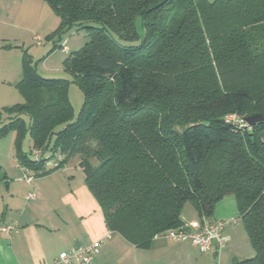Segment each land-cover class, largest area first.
<instances>
[{
    "label": "trees",
    "instance_id": "trees-1",
    "mask_svg": "<svg viewBox=\"0 0 264 264\" xmlns=\"http://www.w3.org/2000/svg\"><path fill=\"white\" fill-rule=\"evenodd\" d=\"M43 1L59 19L47 39L87 32L62 66L84 102L74 117L69 82L40 77L24 51V104L0 112L18 165L43 177L77 156L107 232L139 248L180 227L185 204L210 219L233 195L254 256L231 264H264V122L225 120L264 117V0ZM26 135L39 159L22 151Z\"/></svg>",
    "mask_w": 264,
    "mask_h": 264
},
{
    "label": "crops",
    "instance_id": "crops-1",
    "mask_svg": "<svg viewBox=\"0 0 264 264\" xmlns=\"http://www.w3.org/2000/svg\"><path fill=\"white\" fill-rule=\"evenodd\" d=\"M58 25L59 19L43 0H0L2 91L21 80L24 41L47 37ZM76 159L73 165L67 163L43 177L22 170L15 158L0 164L5 173L4 180L0 177V226L15 227L10 234L0 232V264H62L58 260L61 253L95 241L102 243L92 264H231L254 256L249 240L247 243L236 234L234 207L237 213L238 209L235 197L232 201L229 196L216 204L210 219H202L196 212V225L204 220L225 222L223 235L228 241L221 249L214 245L202 254L188 242L165 237H153L148 247L139 248L119 234L107 232L102 211L88 191ZM30 193L35 197L26 200Z\"/></svg>",
    "mask_w": 264,
    "mask_h": 264
},
{
    "label": "rangeland",
    "instance_id": "rangeland-1",
    "mask_svg": "<svg viewBox=\"0 0 264 264\" xmlns=\"http://www.w3.org/2000/svg\"><path fill=\"white\" fill-rule=\"evenodd\" d=\"M208 1L212 2L213 0ZM135 25L138 35L142 38L144 36V30L141 26L140 18L135 20ZM88 39L86 30L77 31L76 29H71L64 30L60 36L54 35L51 39L43 37L37 41L39 44L35 41L33 42L31 39L25 40V44H23L22 48V50L27 51L28 55L31 57L32 63L36 65V72L40 77L44 79H62L69 82L67 85V96L72 107L74 117H77L81 110L84 102V95L72 82L71 75L65 71L62 66L63 62L70 54L79 51L89 42ZM123 44L128 43L123 42ZM22 103L24 104V99L21 97L16 86L9 87L7 89L5 88L3 91L0 89V109L4 106L11 107ZM2 110H0V112H2ZM2 116L4 119L6 115L2 112ZM24 119L27 121L26 117H24ZM14 139L15 133H9L7 136L0 139V164L12 162L15 158V148L13 146ZM21 147L22 151L29 155L28 158L36 160L34 151H32V140L28 135L25 136ZM48 156V153H45L43 158L46 159ZM76 158L78 157L76 156L71 158L67 163L69 165H73L76 163ZM3 175H5V173L0 170V177L2 178ZM226 196H229L232 201L234 200L233 195ZM234 211L235 215L233 217L237 220V224L234 226L236 234H239L241 239H245V242L248 243L247 235L242 227L235 207ZM196 215V210L190 203L184 205L181 216H183V219L187 222V224H197L198 219ZM249 244L250 243H248V246ZM251 248L252 247L250 245L249 249L251 252H254Z\"/></svg>",
    "mask_w": 264,
    "mask_h": 264
},
{
    "label": "built area",
    "instance_id": "built-area-1",
    "mask_svg": "<svg viewBox=\"0 0 264 264\" xmlns=\"http://www.w3.org/2000/svg\"><path fill=\"white\" fill-rule=\"evenodd\" d=\"M39 41L38 39L35 41ZM37 44H39L37 42ZM226 123L238 129L248 128L249 126L245 124L243 116H228L225 118ZM36 159H39L41 153L38 151L34 152ZM63 157L59 154H55L53 159L46 163V167L55 168L58 167L59 163L62 161ZM25 171V169L22 168ZM30 182V179H27ZM35 197L34 193L27 195L26 200L33 199ZM204 219V218H202ZM230 223H234L231 221ZM225 227L224 221H201L199 225H190L183 223L180 227L175 229L167 230L161 234L155 235L154 237H165L174 242H188L194 246L200 253H207L214 245L219 249L223 248L228 238L223 235V229ZM15 230L14 226H0V232L4 234H10ZM101 241H95L89 245H81L72 248L68 252H63L58 256V260L62 264H92L95 255L98 254L99 248L101 246Z\"/></svg>",
    "mask_w": 264,
    "mask_h": 264
},
{
    "label": "water",
    "instance_id": "water-1",
    "mask_svg": "<svg viewBox=\"0 0 264 264\" xmlns=\"http://www.w3.org/2000/svg\"><path fill=\"white\" fill-rule=\"evenodd\" d=\"M244 121L246 122L245 124L251 127L255 125L256 123L264 122V117L262 115L257 114V115H253V116L245 118Z\"/></svg>",
    "mask_w": 264,
    "mask_h": 264
}]
</instances>
